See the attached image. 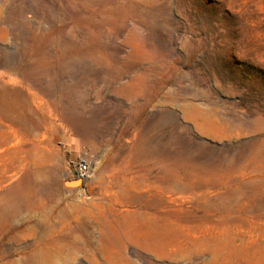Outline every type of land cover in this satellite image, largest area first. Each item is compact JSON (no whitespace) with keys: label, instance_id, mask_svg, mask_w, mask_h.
<instances>
[{"label":"rangeland","instance_id":"374dc122","mask_svg":"<svg viewBox=\"0 0 264 264\" xmlns=\"http://www.w3.org/2000/svg\"><path fill=\"white\" fill-rule=\"evenodd\" d=\"M0 264H264V0H0Z\"/></svg>","mask_w":264,"mask_h":264},{"label":"built area","instance_id":"2783aa9c","mask_svg":"<svg viewBox=\"0 0 264 264\" xmlns=\"http://www.w3.org/2000/svg\"><path fill=\"white\" fill-rule=\"evenodd\" d=\"M71 168L74 176L86 182L92 175V163L89 157L79 156L76 160L71 162ZM77 196L80 199H91V194L88 193L85 187L77 190Z\"/></svg>","mask_w":264,"mask_h":264},{"label":"bare ground","instance_id":"6f19581e","mask_svg":"<svg viewBox=\"0 0 264 264\" xmlns=\"http://www.w3.org/2000/svg\"><path fill=\"white\" fill-rule=\"evenodd\" d=\"M38 145H39L40 148H43V146H44L43 140H39V144ZM87 191H88L89 194H91V191H90L89 187H88Z\"/></svg>","mask_w":264,"mask_h":264},{"label":"water","instance_id":"95a60500","mask_svg":"<svg viewBox=\"0 0 264 264\" xmlns=\"http://www.w3.org/2000/svg\"><path fill=\"white\" fill-rule=\"evenodd\" d=\"M79 182H80V180H76V181H75L76 184H79Z\"/></svg>","mask_w":264,"mask_h":264}]
</instances>
